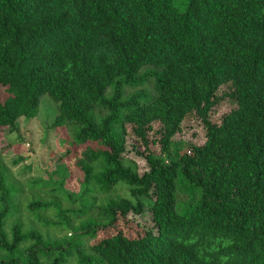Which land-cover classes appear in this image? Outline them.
<instances>
[{"label": "trees", "instance_id": "16d2710c", "mask_svg": "<svg viewBox=\"0 0 264 264\" xmlns=\"http://www.w3.org/2000/svg\"><path fill=\"white\" fill-rule=\"evenodd\" d=\"M179 3L0 0V126L19 132L43 94L57 105L52 126H77L48 174L50 194L65 195L55 206L67 243L54 239L41 259L37 230L13 223L7 238L0 169V247L33 241L24 261L0 264H64L68 253L78 264H264V0ZM225 98L234 107L213 122ZM190 113L205 129V180L174 139ZM127 125L142 173L125 156ZM179 186L193 197L180 202Z\"/></svg>", "mask_w": 264, "mask_h": 264}, {"label": "rangeland", "instance_id": "374dc122", "mask_svg": "<svg viewBox=\"0 0 264 264\" xmlns=\"http://www.w3.org/2000/svg\"><path fill=\"white\" fill-rule=\"evenodd\" d=\"M175 1L179 4V7H183L184 3L180 4L179 0ZM225 88V86H222L218 94ZM232 107L234 105L228 99L221 100L212 109L210 119L218 123L221 116ZM57 113L56 103L47 94H43L40 98L36 117L29 122L23 118L19 119V132L10 133L6 127L0 126V161L2 163L0 169L5 183L4 187L8 190V206L13 211L11 217L5 223L6 230L4 231L7 234V238L10 239L9 227L13 223L20 224L22 232L37 230L44 239L43 244L39 245V247H34V250H38L37 255L41 259L46 255L45 251L47 249H45V246L48 243L51 246L54 239L60 245H65L68 241L66 237L67 225L59 222L56 215L58 207L55 206L58 199L60 200L59 203H66L65 195L61 191L59 198L56 199V194H50L48 186H51V182L48 174L53 170L55 158L63 153L65 147L68 146V142H71L77 126L72 123H67V126H52L51 123ZM127 131L125 156L132 160L137 165L138 172L142 173L148 166L145 160L140 155H137L131 146L134 144L139 150H142V147L136 141L129 125H127ZM149 136L150 138L152 137L151 135ZM174 139L177 141L176 147L178 146V149L187 148V156L198 164V174L205 180L211 160L204 154L196 155V151L205 141V129L196 113H190L185 117ZM189 145L191 146L190 148ZM89 146L93 148V146ZM150 146L155 153L160 152L158 144H150ZM78 149L81 152L83 146H78ZM59 173L63 175L64 170L59 171ZM57 190L59 189L57 188ZM124 190V187L119 188L121 193ZM1 194L0 190V196ZM179 194L184 195L183 197L179 195L182 203L186 202L185 200L189 197H193L187 196L184 188L179 190ZM47 203H51V206ZM30 204H33L34 207L30 208ZM3 206L4 204L0 202V209ZM90 218V216H87L82 219L86 222ZM135 219L144 225L149 224L145 216H135ZM82 222V220L75 221V229L80 228ZM116 227L125 229L122 223H116ZM112 233L113 231H111ZM50 237L52 239H49ZM78 240L79 237L76 238V242ZM94 241L92 239L91 243ZM32 243L33 241L31 240L25 241L13 251H7L0 247V259L18 257L24 261L28 255L26 250L32 247ZM68 254L64 255V264H78L77 256L71 253Z\"/></svg>", "mask_w": 264, "mask_h": 264}]
</instances>
